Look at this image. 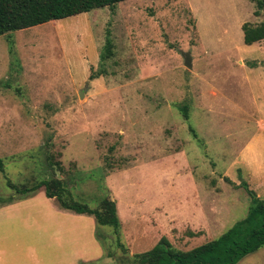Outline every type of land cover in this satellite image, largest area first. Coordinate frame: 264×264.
<instances>
[{
	"label": "rangeland",
	"instance_id": "374dc122",
	"mask_svg": "<svg viewBox=\"0 0 264 264\" xmlns=\"http://www.w3.org/2000/svg\"><path fill=\"white\" fill-rule=\"evenodd\" d=\"M257 9L124 0L1 35L7 176L56 175L92 207L109 196L127 252L113 227L59 208L44 187L20 196L0 171V264H131L163 236L188 250L244 218L252 191L264 198V40L247 45L243 32L264 21ZM238 264H264V247Z\"/></svg>",
	"mask_w": 264,
	"mask_h": 264
},
{
	"label": "trees",
	"instance_id": "16d2710c",
	"mask_svg": "<svg viewBox=\"0 0 264 264\" xmlns=\"http://www.w3.org/2000/svg\"><path fill=\"white\" fill-rule=\"evenodd\" d=\"M124 0H0V36L15 30L60 20L95 8L113 6ZM256 1V14L264 13V0ZM244 42L247 45L264 40V21L260 24L245 22L243 24ZM114 55V42L111 36L101 54L102 62ZM104 69L91 73V78L104 74ZM185 116L188 118L187 107ZM51 164L52 158L49 156ZM55 164L61 168L60 163ZM0 171L6 178L7 185L20 196L35 194L44 187L47 197L55 200L63 209L77 214L93 216L99 226H111L117 236V245L127 252L120 238L121 219L117 202L105 196L99 204L92 207L77 199L67 187L66 181L58 176L44 178L33 185H18L6 174L4 161L0 158ZM32 193V194H31ZM251 205L247 215L235 222L218 237L188 250L175 247L163 236L150 250L135 253L131 264H238L243 258L264 247V198L252 191ZM10 197L7 202H13ZM95 261V260H93ZM93 261L89 263H93ZM116 264H124L118 262Z\"/></svg>",
	"mask_w": 264,
	"mask_h": 264
},
{
	"label": "water",
	"instance_id": "95a60500",
	"mask_svg": "<svg viewBox=\"0 0 264 264\" xmlns=\"http://www.w3.org/2000/svg\"><path fill=\"white\" fill-rule=\"evenodd\" d=\"M185 63H186V65H187L189 68L192 67L193 63H192V57H191L190 53H186V54H185Z\"/></svg>",
	"mask_w": 264,
	"mask_h": 264
},
{
	"label": "crops",
	"instance_id": "0c3cea01",
	"mask_svg": "<svg viewBox=\"0 0 264 264\" xmlns=\"http://www.w3.org/2000/svg\"><path fill=\"white\" fill-rule=\"evenodd\" d=\"M54 201H55V200H54ZM56 204H57V203H56ZM59 208H60V207H59ZM66 211H68V210H66ZM70 212H72V211H70ZM91 261H92V260H91ZM91 261H90V262H91ZM84 263H86V262H83V264H84ZM87 263H89V262H87Z\"/></svg>",
	"mask_w": 264,
	"mask_h": 264
}]
</instances>
